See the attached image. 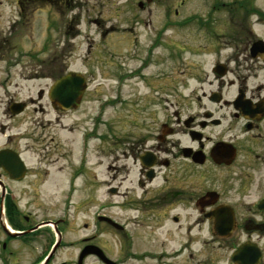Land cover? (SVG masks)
I'll use <instances>...</instances> for the list:
<instances>
[{"label":"flooded vegetation","instance_id":"1","mask_svg":"<svg viewBox=\"0 0 264 264\" xmlns=\"http://www.w3.org/2000/svg\"><path fill=\"white\" fill-rule=\"evenodd\" d=\"M46 2L41 7L35 0H16V14L0 30V264H70L57 260L67 246L65 220L39 217L29 202L22 204L24 197H35L41 181L38 174L28 179L32 166L24 154L32 146L19 144L24 138L34 142L35 132L16 128L31 109L55 115L46 120L49 128L61 125L71 132L74 126L63 120L76 113L80 142L94 74L72 69L71 61L86 66L95 39L87 32L82 54V0ZM122 2L121 24L95 31L104 47L110 36V51L95 54L97 64L113 73V98L125 100L127 86L140 88L127 100L141 102L135 114L143 133L130 132L125 155L137 167L141 193L131 197L130 189L110 186L136 213L100 221L110 225V264H264V9L258 0ZM85 5V11L92 9ZM39 8L56 12L40 27L56 29L60 19L67 46L38 51L47 53L35 62V51L23 52L17 32L29 27ZM19 67L27 70L22 80H45L46 89L29 102L18 96ZM69 73L73 89L55 88ZM106 107L110 96L100 110ZM89 120L97 126V118ZM109 124L108 119V131ZM49 138L34 152L41 160L65 159L61 142ZM97 237L81 239L73 264L90 246L100 247ZM89 258L105 264L95 254L83 256L81 264Z\"/></svg>","mask_w":264,"mask_h":264},{"label":"rangeland","instance_id":"2","mask_svg":"<svg viewBox=\"0 0 264 264\" xmlns=\"http://www.w3.org/2000/svg\"><path fill=\"white\" fill-rule=\"evenodd\" d=\"M0 1V30H7L12 21L11 17L17 12V4L16 0ZM82 1L84 5L81 13L85 19L82 22V54L85 53L84 50L87 46L84 39L87 32L94 35L95 42H93L92 60L86 66H82L77 60L72 59L71 61L72 69L83 71L89 69L94 74L89 81L90 90L87 99L90 101L85 102L84 113L82 114L80 142V130L76 127L78 122L76 113L67 115L63 120L64 125L74 126V131L71 132L64 130L61 125L55 127L53 124L49 128L45 124L46 120L49 117L54 118L55 115L33 112L31 109L18 118V127L16 128V131L28 132L27 128L30 127L35 132L34 142L24 138L21 139L19 144L21 148L26 147L27 149L28 145L32 146L24 154L27 163L32 166L31 176L28 179L35 181V175L38 174L40 175L38 180L41 181L39 186L36 187L35 197H24L22 204L29 202L28 204L33 207L34 212H38L39 217L46 216L52 219L63 218L65 220L67 246L60 250L59 259L57 260H67L70 264L76 261L74 259L79 252L81 239L94 234H98L97 245L110 257V225L98 221L97 215H107L109 217L110 214L120 217H133L136 215L135 212L126 208L127 204L124 203L123 195L110 193V186L120 185L121 192L130 189L131 197L141 193L136 184L137 167L132 163V159L125 155V143L130 132L135 130L136 134L143 133L139 129L140 125L136 123L138 115L135 114L137 108H142L139 106L141 102L127 100V98L132 99V95L140 88H129L127 86L126 99L123 100L122 97V101H118L112 97L114 93L111 84L112 71H110V68L108 70V68L106 69L96 62L97 53L110 51V36L108 42L104 43L106 44L104 47L102 46L104 39L100 33H95V31H105L114 23L121 24L124 5L122 0ZM85 2L89 3V8H92L90 11H85L87 9ZM45 3H47L46 0H35L34 6L44 7ZM258 3L264 9V0H258ZM59 6V4L56 5V7ZM51 10L39 8L32 11L35 16L30 10L29 13H31L32 18L30 16L29 27L21 28L17 32V38L21 42L23 52L31 49V47L35 51V62L45 58L47 53L39 54L38 51H44L47 47H49L48 50L50 48L52 50L54 47L62 45V43L67 46L65 38L61 34L62 22L60 19L55 22L57 24L56 29H48L46 23L43 24V27H40L42 25L40 22L42 19H46L49 12L52 14L53 19L57 15L55 11ZM75 11L78 13V10ZM65 13L67 15L64 17L68 19L72 12ZM96 18L100 20L98 25L91 22ZM59 49L61 48L59 47ZM22 56L23 61L28 60L26 54L20 52L19 57ZM22 72H27V70L19 67L18 96L19 99L29 102L30 98H37L41 89H46V84L43 79L24 81L21 79ZM130 92L132 95L129 94ZM108 96H110V109L106 107L101 111L100 105L105 102ZM34 105H37V103L35 102ZM91 116L98 119L97 126L94 120H89ZM108 119L110 120V131L107 127ZM85 129L87 130L85 131ZM49 136L55 137L53 143L61 142V150L64 149V152L67 153L65 159L57 160L56 155H52L50 159L41 160L40 155L34 152L33 148L38 147L44 138L48 142L50 141ZM47 171L48 174H46ZM36 207L39 209H36ZM86 264L102 263L94 258H89Z\"/></svg>","mask_w":264,"mask_h":264},{"label":"water","instance_id":"3","mask_svg":"<svg viewBox=\"0 0 264 264\" xmlns=\"http://www.w3.org/2000/svg\"><path fill=\"white\" fill-rule=\"evenodd\" d=\"M71 78H74V73H69L68 75H66L65 77H63L55 86V88H60V86L62 88H67V87H72L74 85L69 84L71 81ZM79 84L82 83V81L80 80H76ZM19 165H20V169L22 170V172H24V165L21 161H19ZM100 221H106L108 223H110V217L107 216H100L99 217ZM87 254H95L97 255L103 262H105L106 264H110V258H108L105 253L103 252V250L101 248H99L98 246H90V249H88L87 251L85 250L83 252V254L80 257V264L82 262L83 256L87 255Z\"/></svg>","mask_w":264,"mask_h":264}]
</instances>
